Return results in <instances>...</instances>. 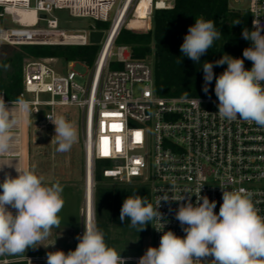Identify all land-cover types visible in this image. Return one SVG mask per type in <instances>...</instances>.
I'll return each instance as SVG.
<instances>
[{
    "label": "built area",
    "instance_id": "2783aa9c",
    "mask_svg": "<svg viewBox=\"0 0 264 264\" xmlns=\"http://www.w3.org/2000/svg\"><path fill=\"white\" fill-rule=\"evenodd\" d=\"M174 3L175 0H0L1 45L86 46L90 44L91 31L104 32L93 63L89 66L79 62L89 68L83 82L78 81L83 76L74 70L77 61L67 62L64 74L50 64L55 58L27 59L22 65L19 98L31 103L33 115L47 108L41 117L43 124L52 123L48 116L55 118L56 107L76 106L81 111L84 180L78 236H82L86 221L94 218L96 163H102L99 170L106 180L146 184L154 208L164 196L184 197L181 201L161 200L158 210L163 219L150 221L148 247H159L165 231L185 236L175 213L182 203L190 200L195 204L199 189L201 196L216 201L214 211L218 214L223 202L220 187L228 191L244 188L252 193L254 206L264 217V127L239 119H221L216 96H158L152 60L132 58L127 45L114 43L128 19L141 21L148 31L154 12L171 9ZM61 9L73 17L108 22V27L69 32L59 27L51 15ZM245 10L250 30L255 19L264 26V0H248ZM24 12L33 13L34 21H25L21 16ZM41 21L45 25H40ZM109 38V46L105 47ZM112 63L118 67L112 68ZM5 102L11 106V101ZM113 125L117 126L115 130ZM140 257L124 258L126 264H139ZM11 263L47 264V256L0 258V264Z\"/></svg>",
    "mask_w": 264,
    "mask_h": 264
},
{
    "label": "clouds",
    "instance_id": "9594fccd",
    "mask_svg": "<svg viewBox=\"0 0 264 264\" xmlns=\"http://www.w3.org/2000/svg\"><path fill=\"white\" fill-rule=\"evenodd\" d=\"M239 23V21H237ZM264 26L253 21V30L245 28L242 38L252 42L243 50V59L223 55L215 62H205L203 91L215 78L214 92L218 98V115L229 121L243 120L264 127ZM221 33L212 20L195 19L189 26L180 52L194 63L212 48ZM252 62L250 70L244 60ZM227 65L217 77L214 67ZM199 103V101H198ZM13 108L15 109L13 111ZM31 103L24 98L11 101L9 106L0 95V155L13 147L14 129L21 123H31ZM55 126L57 151L67 152L77 141L74 125L63 116L49 117ZM3 168V167H2ZM0 168V169H2ZM17 175L6 173L0 182V255H20L51 235L60 225L58 213L64 206L63 187L59 182L47 184L34 168H16ZM222 190V204L217 214L216 201L201 196L199 189L196 203H182L175 213L185 236L165 231L159 247H148L139 258V264H264V217L258 214L252 193L244 188ZM181 201L182 198L164 196L156 207L139 195L124 199L119 219L129 220V227L144 230L154 219H163L159 212L161 200ZM202 201V202H201ZM10 209H14L13 212ZM171 211V209H170ZM75 250L47 253V264H126L115 248L107 245L105 233L95 219L84 224L82 236H77ZM208 257H212L208 260Z\"/></svg>",
    "mask_w": 264,
    "mask_h": 264
},
{
    "label": "trees",
    "instance_id": "16d2710c",
    "mask_svg": "<svg viewBox=\"0 0 264 264\" xmlns=\"http://www.w3.org/2000/svg\"><path fill=\"white\" fill-rule=\"evenodd\" d=\"M212 20L216 30L221 33L211 49L194 63L183 56L180 45L188 28L195 19ZM239 21V23H237ZM100 29L98 27H95ZM107 28V27H106ZM249 26V14L244 9H234L228 0H175L168 10L155 11L152 27L145 32H131L122 28L115 38V45H127L131 57L144 59L152 55L154 90L158 96H216L215 78L209 85V92L203 91V69L205 62H215L223 55L243 59V50L250 47V41L242 38V31ZM0 56V95L5 101H16L22 89V65L26 59L62 58L66 62L80 61L91 65L99 46H60V45H22L6 46ZM244 66L250 70V61L245 59ZM112 68L118 64L112 63ZM227 65L214 67L215 76H219ZM96 163L93 170V212L99 229L105 233L108 246L117 251L121 242L134 240L141 245L149 238L150 224L144 230L129 227L130 221L121 223L119 216L123 201L128 196H141L149 201L146 184L138 181L117 183L102 177Z\"/></svg>",
    "mask_w": 264,
    "mask_h": 264
},
{
    "label": "rangeland",
    "instance_id": "374dc122",
    "mask_svg": "<svg viewBox=\"0 0 264 264\" xmlns=\"http://www.w3.org/2000/svg\"><path fill=\"white\" fill-rule=\"evenodd\" d=\"M228 3L234 9L245 10L248 5V0H228ZM51 15L57 20L59 27L69 30V32H75V29L89 28L91 26L103 30H106V27H108V22L94 21L86 17H73L65 9L54 10ZM40 25H45V22L41 21ZM125 29L131 32L147 31L141 21L133 19L126 21ZM5 48L6 45L0 44V56L4 55L2 53H5ZM146 57L152 60V55ZM79 62L77 61L75 63L74 70L83 76L78 80L79 82H83L88 77L89 68ZM50 64L59 74L65 73L67 62L62 58H55ZM46 109H42L39 115H32L29 130L26 133L29 168H34L36 174L43 176L45 182L49 185L59 182L63 187L62 197L65 203L62 210L58 213L60 218L59 227H54L51 230V235L41 242L42 245L36 248L29 247L23 253L43 257H46L48 252L59 250L67 254L70 250H75L78 241V231L80 229L84 180L83 131L80 109L76 106H59L54 109L55 117L63 116L74 125L77 131V141L72 145L71 150L67 152L57 151L58 145L57 138L55 137L54 124L42 123L41 117ZM10 210L15 211L14 209ZM121 243L117 252L122 257H140L149 246L150 234L149 238L147 237L141 245H137L134 240ZM15 256L17 255H0V258H12Z\"/></svg>",
    "mask_w": 264,
    "mask_h": 264
},
{
    "label": "crops",
    "instance_id": "0c3cea01",
    "mask_svg": "<svg viewBox=\"0 0 264 264\" xmlns=\"http://www.w3.org/2000/svg\"><path fill=\"white\" fill-rule=\"evenodd\" d=\"M15 109L13 108V111ZM29 124L21 123L14 131V140L12 149L5 155H0V182L3 181L5 174L8 173L12 177L17 175L16 168H29V155L27 149L26 133Z\"/></svg>",
    "mask_w": 264,
    "mask_h": 264
},
{
    "label": "water",
    "instance_id": "95a60500",
    "mask_svg": "<svg viewBox=\"0 0 264 264\" xmlns=\"http://www.w3.org/2000/svg\"><path fill=\"white\" fill-rule=\"evenodd\" d=\"M39 17L43 18L44 15L41 14ZM103 34H104V32L102 30L91 31L89 33V42H90V44H94V45L99 44L101 42Z\"/></svg>",
    "mask_w": 264,
    "mask_h": 264
},
{
    "label": "bare ground",
    "instance_id": "6f19581e",
    "mask_svg": "<svg viewBox=\"0 0 264 264\" xmlns=\"http://www.w3.org/2000/svg\"><path fill=\"white\" fill-rule=\"evenodd\" d=\"M22 18L25 20V21H28V22H33L34 21V15H33V13H31V12H24V13H22ZM110 43V38H109V40H106L105 41V47H108L109 44Z\"/></svg>",
    "mask_w": 264,
    "mask_h": 264
},
{
    "label": "snow or ice",
    "instance_id": "6c2138e0",
    "mask_svg": "<svg viewBox=\"0 0 264 264\" xmlns=\"http://www.w3.org/2000/svg\"><path fill=\"white\" fill-rule=\"evenodd\" d=\"M105 115H117V114H115V113H106ZM112 127H113L114 130L117 128L116 125H113ZM136 135L139 136L140 134L137 133ZM104 143H105V144L107 143V140H106V139L104 140ZM117 143H118V145H119V141H118ZM104 154H105V155H108V151H107V149L104 150ZM136 163H139V161H136Z\"/></svg>",
    "mask_w": 264,
    "mask_h": 264
}]
</instances>
